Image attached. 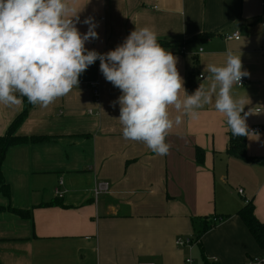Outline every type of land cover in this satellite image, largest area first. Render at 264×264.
<instances>
[{
  "label": "crops",
  "instance_id": "obj_1",
  "mask_svg": "<svg viewBox=\"0 0 264 264\" xmlns=\"http://www.w3.org/2000/svg\"><path fill=\"white\" fill-rule=\"evenodd\" d=\"M79 21L97 24L85 47L104 53L148 26L176 58L191 94L210 82L208 64L241 54L248 72L231 95L243 99L247 135L232 136L210 103L169 130L168 154L122 138L120 90L95 61L76 89L46 108L21 98L0 104V136L25 109L17 137H48L7 149L1 165L0 264H245L264 259L238 217L248 201L264 224V0H69ZM78 31L87 25L77 22ZM238 32V40L224 35ZM240 51V53H239ZM202 76V78H199ZM96 82L95 102L89 83ZM183 98V90L179 93ZM29 106V107H28ZM169 113H177L170 106ZM254 128L257 132L250 133ZM234 137V138H233ZM234 139L233 141L231 139ZM62 182L61 199L54 190ZM100 183L106 193L94 195ZM242 191V195L237 193ZM23 212L22 215L19 213ZM29 213V216H23ZM206 220L208 229L195 235ZM212 220H216L211 224ZM177 240L191 246L178 247Z\"/></svg>",
  "mask_w": 264,
  "mask_h": 264
},
{
  "label": "clouds",
  "instance_id": "obj_2",
  "mask_svg": "<svg viewBox=\"0 0 264 264\" xmlns=\"http://www.w3.org/2000/svg\"><path fill=\"white\" fill-rule=\"evenodd\" d=\"M79 11L69 0H0V104L17 105L26 98L46 108L76 89L78 77L98 60L103 78L120 90L116 104L122 138L165 156L169 130L182 117L198 118L210 103L223 113L232 136L247 135L243 99L231 95L233 85L248 76L241 54L229 49L222 65L208 64L210 82L188 94L177 58L161 46L152 28L135 27L114 49L99 53L85 47L97 38V24L90 17L79 21ZM77 22L87 25L85 32L78 31Z\"/></svg>",
  "mask_w": 264,
  "mask_h": 264
},
{
  "label": "trees",
  "instance_id": "obj_3",
  "mask_svg": "<svg viewBox=\"0 0 264 264\" xmlns=\"http://www.w3.org/2000/svg\"><path fill=\"white\" fill-rule=\"evenodd\" d=\"M162 47L165 49H171V44L163 41H158ZM32 105V104H30ZM29 107V106H28ZM27 110L25 109L22 111L10 124L7 131L3 136H0V194L4 197L9 196V188L4 183L2 174H1V165L4 160L6 151L8 148L12 146H17L21 144H29V143H37L42 142L48 139V137H17L15 136V130L16 128L22 123V121L27 116ZM239 137V136H237ZM234 138V137H233ZM231 139L232 141L234 139ZM4 209L0 207V212H2ZM20 215L23 214V212L19 213ZM23 216H29V213L24 214ZM238 217L248 230L249 234L255 241V243L264 250V224L260 223L253 214V208L251 207L250 203L245 204L244 207L238 212ZM201 229L197 232L195 235L196 239H199L210 227L208 226V223L206 220L202 221L201 223Z\"/></svg>",
  "mask_w": 264,
  "mask_h": 264
},
{
  "label": "built area",
  "instance_id": "obj_4",
  "mask_svg": "<svg viewBox=\"0 0 264 264\" xmlns=\"http://www.w3.org/2000/svg\"><path fill=\"white\" fill-rule=\"evenodd\" d=\"M225 40H238L239 39V34L238 32H233L230 35H224ZM199 78H202V76H199ZM243 81V77L241 78L239 85L242 83ZM90 89L92 91V95H93V99L95 102H98L99 100V88H98V84L96 82H91L89 83ZM259 129L258 128H254L251 131H249L250 133L253 132H257ZM62 187V182H59L57 188L54 190V195L56 196V198L61 199L63 197V194L60 192V188ZM108 190V186L106 183H100L97 188L94 190V195H98V194H102V193H106ZM237 193L239 195H242V191L241 190H237ZM245 204H248V201H244ZM216 220H212L211 224H213ZM175 244L178 247H185V246H191V242L190 240H177L175 242ZM257 261L260 262V264H264V259H257V260H249L247 263L245 264H257ZM186 264H191V260L187 259ZM144 264H150V263H144Z\"/></svg>",
  "mask_w": 264,
  "mask_h": 264
}]
</instances>
